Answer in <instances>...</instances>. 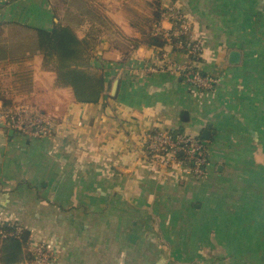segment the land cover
<instances>
[{
	"label": "crops",
	"instance_id": "0c3cea01",
	"mask_svg": "<svg viewBox=\"0 0 264 264\" xmlns=\"http://www.w3.org/2000/svg\"><path fill=\"white\" fill-rule=\"evenodd\" d=\"M132 1L0 0V45L29 57L26 103L56 121L42 138L0 123V220L35 230L51 264H264V0H159L160 14L174 4L200 42L195 65L217 77L212 90L148 70L188 56L145 42L160 14L142 31L126 17ZM56 26L80 40L94 70L104 68L97 102H77L56 57L40 49L36 28ZM153 129L200 136L205 176L154 170L141 155Z\"/></svg>",
	"mask_w": 264,
	"mask_h": 264
},
{
	"label": "built area",
	"instance_id": "2783aa9c",
	"mask_svg": "<svg viewBox=\"0 0 264 264\" xmlns=\"http://www.w3.org/2000/svg\"><path fill=\"white\" fill-rule=\"evenodd\" d=\"M162 18L172 22L171 29L162 30L160 27ZM154 33L165 37L171 46L183 50L188 59L182 64H172L168 60H165L166 64L158 62L156 66L148 68L149 71L170 69L180 73L183 80L192 87L201 90L214 89L218 84L217 77L204 74L195 65V61L201 56V44L191 39L190 26L178 7L169 3L162 8ZM162 56L165 59V55ZM0 123L26 138H42L53 133L56 121L20 102L13 106L0 105ZM141 142L142 157L161 174L169 171L177 173L187 171L196 179L205 176L208 163L207 146L198 137L176 130L153 129L142 134ZM2 222L3 220H0V225ZM15 230L17 233L21 231L20 223H15ZM30 231L25 242V249L30 256L24 257L18 264H51L55 255L47 242L32 228ZM0 234L5 235L1 228Z\"/></svg>",
	"mask_w": 264,
	"mask_h": 264
},
{
	"label": "trees",
	"instance_id": "16d2710c",
	"mask_svg": "<svg viewBox=\"0 0 264 264\" xmlns=\"http://www.w3.org/2000/svg\"><path fill=\"white\" fill-rule=\"evenodd\" d=\"M159 6V0H133L132 3H125L123 8L129 21L138 28L143 27L141 30L144 31L150 29L158 19ZM36 31L40 49L44 50L43 54L47 58L56 57L57 78L72 89L75 100L80 103L97 102L105 94L104 68L94 70L90 61L81 58V52L76 47L80 40L63 26H56L51 31L36 28ZM144 40L157 47L167 43L165 37L150 31ZM27 59L28 56L7 57L0 47V100L4 106L15 103L19 97L31 100L29 94L33 89V82L31 68L26 64ZM198 138L201 139L200 136ZM15 223L18 222L4 220L0 225L5 233L0 234V264H18L24 257L30 256L25 249V242L31 233L30 227L20 223L21 231L17 233Z\"/></svg>",
	"mask_w": 264,
	"mask_h": 264
},
{
	"label": "water",
	"instance_id": "95a60500",
	"mask_svg": "<svg viewBox=\"0 0 264 264\" xmlns=\"http://www.w3.org/2000/svg\"><path fill=\"white\" fill-rule=\"evenodd\" d=\"M239 56H240V53L236 50H232L230 53H229V59H228V62L229 63H232V64H235L238 62L239 60ZM117 84H118V79L116 78L115 81L113 82V85H112V91L114 92L117 88ZM2 124V123H1ZM207 130H205L203 132V136H207Z\"/></svg>",
	"mask_w": 264,
	"mask_h": 264
},
{
	"label": "rangeland",
	"instance_id": "374dc122",
	"mask_svg": "<svg viewBox=\"0 0 264 264\" xmlns=\"http://www.w3.org/2000/svg\"><path fill=\"white\" fill-rule=\"evenodd\" d=\"M0 47H1V50L2 51H4V53H5V48L3 47V45H0ZM6 54V56H8L9 57V55H7V53H5ZM9 82V81H8ZM20 102H24L25 104H27L26 102V100H24V98H18L17 99V101L15 102V103H13V104H11V105H9V106H13V105H15V104H17V103H20Z\"/></svg>",
	"mask_w": 264,
	"mask_h": 264
}]
</instances>
